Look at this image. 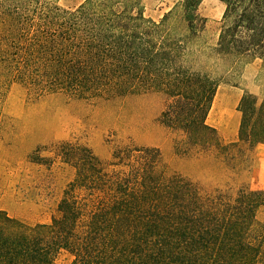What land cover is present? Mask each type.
I'll list each match as a JSON object with an SVG mask.
<instances>
[{
	"label": "trees",
	"instance_id": "1",
	"mask_svg": "<svg viewBox=\"0 0 264 264\" xmlns=\"http://www.w3.org/2000/svg\"><path fill=\"white\" fill-rule=\"evenodd\" d=\"M202 0H182L155 20L141 0H0L1 103L12 83L30 96L96 100L149 91L165 97L158 121L184 154H211L238 169L264 143V99L243 91L236 137L224 141L207 117L225 74L264 60V0H220L217 37L201 41ZM72 167L58 214L27 224L0 209V264H264V190L203 191L168 173L157 147L113 144L99 158L86 143H50ZM42 162L41 148L30 155Z\"/></svg>",
	"mask_w": 264,
	"mask_h": 264
},
{
	"label": "rangeland",
	"instance_id": "2",
	"mask_svg": "<svg viewBox=\"0 0 264 264\" xmlns=\"http://www.w3.org/2000/svg\"><path fill=\"white\" fill-rule=\"evenodd\" d=\"M83 0H57L72 8ZM182 0H141L144 14L159 19ZM224 10L220 0H202L198 13L207 19L201 41L211 44L217 37ZM217 87L207 122L215 126L224 141L236 137L240 113L236 109L243 91L264 99V60L249 59L225 74ZM165 97L158 92L113 96L96 100L70 98L62 93L30 96L19 83H12L2 99L0 121V209L33 225L49 223L58 214L62 189L73 176L69 165L55 159L50 163V143L77 139L86 143L101 159L110 158L113 144L133 141L155 146L168 173H179L203 191L224 188L264 190V176L252 175L250 151L238 169H225L211 154H184L174 148V132L158 121ZM216 105V106H214ZM41 148L46 158L38 163L30 155ZM264 220V207L258 210ZM70 256L61 252L54 264H67Z\"/></svg>",
	"mask_w": 264,
	"mask_h": 264
},
{
	"label": "crops",
	"instance_id": "3",
	"mask_svg": "<svg viewBox=\"0 0 264 264\" xmlns=\"http://www.w3.org/2000/svg\"><path fill=\"white\" fill-rule=\"evenodd\" d=\"M250 156L253 163L251 166L252 175L255 176L257 173L260 180L264 176V143L254 145V147L250 150ZM261 187L263 188L264 186Z\"/></svg>",
	"mask_w": 264,
	"mask_h": 264
},
{
	"label": "bare ground",
	"instance_id": "4",
	"mask_svg": "<svg viewBox=\"0 0 264 264\" xmlns=\"http://www.w3.org/2000/svg\"><path fill=\"white\" fill-rule=\"evenodd\" d=\"M214 106H216V105H214Z\"/></svg>",
	"mask_w": 264,
	"mask_h": 264
}]
</instances>
